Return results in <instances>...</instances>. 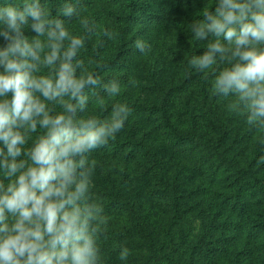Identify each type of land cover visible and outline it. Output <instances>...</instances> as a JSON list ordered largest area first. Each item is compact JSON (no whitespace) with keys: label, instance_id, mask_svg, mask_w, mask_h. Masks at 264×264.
<instances>
[{"label":"clouds","instance_id":"clouds-1","mask_svg":"<svg viewBox=\"0 0 264 264\" xmlns=\"http://www.w3.org/2000/svg\"><path fill=\"white\" fill-rule=\"evenodd\" d=\"M198 13L186 24L203 44L190 68L210 73L211 94L235 97L247 122L264 128V0H206ZM74 19L82 32L70 30ZM96 32L72 0L55 17L41 0H0V264H104L109 220L90 156L133 109L118 99L121 80L102 79L99 60L82 57ZM129 254L119 249L121 260Z\"/></svg>","mask_w":264,"mask_h":264},{"label":"trees","instance_id":"trees-1","mask_svg":"<svg viewBox=\"0 0 264 264\" xmlns=\"http://www.w3.org/2000/svg\"><path fill=\"white\" fill-rule=\"evenodd\" d=\"M64 2L41 0L53 17ZM72 3L97 25L82 57L99 60L95 66L102 79L115 76L121 80L118 73L126 69L129 57L141 54L135 48L137 40L148 47L177 40L183 49V78L164 91V102L150 108L130 105L139 118L128 119L107 147L90 156L94 162L112 160L116 173V161L122 160L125 169L122 178H114L109 171L94 183L108 220L127 215L130 221L128 235L107 226L100 240L104 262L264 264V164L257 163L264 156V132L228 118L219 97L211 94L212 75L198 74L188 63L203 44L194 39L188 43L186 24L202 11L206 0ZM69 27L83 31L75 19ZM105 30L112 32L111 40L104 36ZM145 123L154 124L151 132L141 131ZM178 158L192 159L191 167L175 170L172 162ZM135 164L139 175L129 172ZM133 190H139L132 200L137 204L128 201ZM142 198L150 205L147 217L138 211ZM192 219L199 222L197 232ZM122 246L142 254L122 263Z\"/></svg>","mask_w":264,"mask_h":264},{"label":"rangeland","instance_id":"rangeland-1","mask_svg":"<svg viewBox=\"0 0 264 264\" xmlns=\"http://www.w3.org/2000/svg\"><path fill=\"white\" fill-rule=\"evenodd\" d=\"M186 37L188 43H191L193 39L190 38L189 35H186ZM181 56H183L182 46L177 40H173L160 41L158 43L152 44L146 49L144 53L139 55L134 54L133 56L129 57L128 61L126 62V69L118 73L121 77V82L124 85L121 95L118 98L119 101L129 105L140 106L142 108L159 107L164 102V91L168 92L169 88L175 86L174 83L178 82L180 78H183L182 69L180 67L182 66L180 65L182 64L180 60ZM130 81H134V84L130 83ZM218 101L221 105L222 112L225 113L228 118L230 116L234 119L235 123H240L247 127L251 125L247 122L245 117L246 109L235 97L219 96ZM105 103L106 105L109 104L107 100ZM102 112L104 111H101L99 106L93 105L92 113L100 116ZM138 118V115L133 112L129 117L131 120ZM152 123L155 124V122ZM154 124H141V131L151 132L153 130ZM255 128L257 133L264 132V128ZM116 162L117 173L114 171L112 160H96L94 162V164L97 163V165L94 167V183L99 177L106 178L109 175V171L112 172L113 175H111L114 178H122L123 173L125 172L123 161L117 160ZM191 162L192 159L190 158H178L172 162V167L175 170L181 169L183 167H191ZM139 170L140 168L136 164L130 166L129 168V172L132 175H139ZM117 180L119 179H114L115 182ZM137 191L139 190H133L130 192L128 196V201L130 204H137L136 201L132 202ZM143 198V204L139 203L140 205L142 204L141 210L138 211L141 215L147 217L146 214L150 208V205L144 202ZM191 222L195 227V232H197L200 226L199 222L195 219H192ZM129 224V217L124 215L115 219H110L108 226L114 229L116 232H125L128 230ZM124 234L128 235V232L126 231ZM129 253L130 254L128 258L140 256L142 251L129 250ZM126 260L120 259L122 263ZM104 264L107 263L104 262Z\"/></svg>","mask_w":264,"mask_h":264}]
</instances>
